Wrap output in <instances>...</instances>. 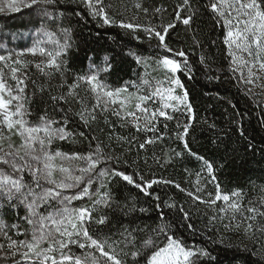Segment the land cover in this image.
Masks as SVG:
<instances>
[{"label": "snow or ice", "instance_id": "obj_1", "mask_svg": "<svg viewBox=\"0 0 264 264\" xmlns=\"http://www.w3.org/2000/svg\"><path fill=\"white\" fill-rule=\"evenodd\" d=\"M133 7L127 14V5L118 9L112 0H0V13L27 11L30 17L26 31L5 32L6 25H0V264H218L215 249L194 238L202 235L208 244H223L220 228L264 244V196L245 203L243 189L222 192L216 172L224 165L193 150L192 133L200 121L185 81H192L197 69L189 60L190 49H175L169 42L170 33L183 25L200 47L197 21L205 14L222 31L225 66L216 71L203 53L198 58L206 69L205 86L235 83L248 104L260 98L249 110L228 100L229 126L209 124L215 132L211 142L224 144L234 131L245 151L254 154L257 132L264 143V0H180L167 20L163 5L151 11L141 2ZM71 17L105 31L119 29L117 35L127 37L128 44L140 42L133 49L109 37L119 45L117 55L131 58L144 72L119 86L111 83L116 56L99 60L89 55L65 26ZM148 50L151 54L145 55ZM81 51L88 63L72 71L69 62ZM33 70L42 83L33 79ZM38 95H47L49 103L33 119ZM255 108L259 113L251 127L248 111ZM101 123L108 129L103 139L94 134L105 131ZM165 140L176 147L157 155L154 146ZM61 142L87 147L65 152ZM259 150L264 153V146ZM186 156L202 165L191 190L163 175ZM116 183L131 186L137 195L121 202L113 192ZM169 188L191 203L178 201ZM110 212H119L128 224L117 227ZM153 213V225L136 223ZM200 220L207 221L204 230L196 226Z\"/></svg>", "mask_w": 264, "mask_h": 264}, {"label": "trees", "instance_id": "obj_2", "mask_svg": "<svg viewBox=\"0 0 264 264\" xmlns=\"http://www.w3.org/2000/svg\"><path fill=\"white\" fill-rule=\"evenodd\" d=\"M112 2L118 9L121 8L122 3L127 5L130 10L127 14H131V12L135 11L133 5L136 2H141L143 6L148 7L150 11L155 7L163 5L168 9L165 16V19L167 20L172 17L173 8L180 2V0H112ZM70 10L71 6L69 7V12ZM141 18L143 19V16ZM29 19L30 17L27 11L22 13L9 12L7 15L0 13V25H6L4 28L5 32L26 31L24 26L28 24ZM197 24L199 25L200 32L196 38L201 41L200 47L193 44L192 33L183 25H178L177 29L171 32L169 37L170 46L173 48H184L186 51L189 49L191 50L189 60L197 69L195 78L192 81H185L189 86L190 92L193 93L192 99L194 108L196 110L197 118L200 121V123L195 126V132L192 133L193 150L198 151V153L205 156L206 159L213 160L217 166L219 164L224 165L222 168L218 167L216 172V178L220 184L222 192L231 193L234 190L243 189L246 196L245 203L250 199L258 200L261 196H264V191H262V189H264V153H261L259 150L264 146V143L260 141V133L257 132V137L254 141L257 148L253 154L252 152L245 151L243 142L238 140L234 131L231 134L230 141L225 138L226 142L224 144H220L219 141H217V144H213L211 141L215 138V132L209 130L208 125L215 122L219 128L227 129L229 126L228 121L232 116V109L228 104V100H232L233 103L238 101V107L240 109L249 110L250 108L255 107V101L260 97L252 98L253 103L250 105L244 98V89L240 88L238 90L235 83L205 86L207 84L204 77L206 69L199 65V56L203 53L206 56V62L214 61L211 67L216 71H219V69L224 67L226 63L224 55L225 48L219 40V37L222 36V31L219 28L213 27L210 18L206 14L197 21ZM65 26H70L73 29L77 44L86 45L89 55L99 58V60H102L105 55L116 56L115 73L110 77V82L116 86H119L126 81L135 80L138 73L144 72V69L136 65L131 58L122 60L121 57L117 55L120 51L119 45L115 40L109 39V37H116V40L128 44L127 37H124L122 33L119 36L117 35L121 30L109 29L105 31L104 29H98L94 22H80L76 17H71L70 22H66ZM30 27L31 25H29V28ZM97 32L100 33L99 36L96 35ZM212 40H216L217 43L212 44ZM16 43H19V41ZM128 47L136 49L140 47V42L132 41L128 44ZM127 50L128 49L125 48V53ZM144 54H151V50L145 51ZM87 63L88 61L85 58L84 51H81L77 59L69 62V68L72 71H81L86 67ZM148 71L156 78H162L161 74L152 72L151 68H149ZM33 79H36L37 83L43 82L42 78H40L34 70ZM29 87H31V85H29ZM255 91L260 93L261 89L255 88ZM209 92L211 93L210 95ZM217 93H219V97H222L223 99L218 98ZM48 103L47 95H45L43 99L38 95L32 104V118L35 119L36 116L42 114L43 109L48 107ZM257 113H259V108H255V111H248L247 119L249 126L255 127ZM205 120L207 123H205ZM113 122L115 123L114 118ZM100 127L104 128L105 131L103 133L97 131L94 134L103 139L106 137L108 129L103 123L100 124ZM173 128V123L169 122V129ZM81 130L83 129L76 128V131ZM117 132L121 135H128L127 131L120 128H117ZM217 145H219V147H217ZM59 147L62 151L71 152L73 150L84 151L86 150L87 145L84 143L72 144L61 142ZM113 147L117 152L121 151L115 143H113ZM169 147H176V145L165 140L162 144L154 146V151L159 155L161 149L166 150ZM151 154L152 153L149 152V155ZM129 158L131 159V157ZM201 167V162L186 156L182 161H174L172 165L163 171V175L165 177L174 178L178 182H181L183 187L191 190L193 189L196 180L195 173L199 172ZM185 169L188 170L187 173L185 172ZM166 191L174 195L180 202L187 201L189 204L191 203V201H188L187 197L182 193H178L175 189L169 188L166 189ZM208 191L214 193L215 189L212 185H209ZM113 192L116 198L121 202H124L126 197L137 195L135 189H132L131 186L125 187L121 183L113 185ZM161 195H164L163 191H161ZM89 203L91 202L89 201ZM80 204V201L74 202V206L76 207H79ZM198 207L201 209L202 213L206 211L204 205H198ZM109 215L117 221V227H119L120 222L124 224H128L129 222L128 218L123 217L119 212H110ZM208 215H211V213H208ZM155 218L154 213L151 218L148 216H141L136 223L153 225ZM206 222V220L198 221L196 225L197 228L204 230L203 226ZM181 234L188 237V233L183 229H181ZM218 235L223 237V244H208L206 238L202 235H197L194 238L197 243L207 244L209 250H212L213 248L215 249L213 255L218 257V264H264V260L261 259V257H264V244H253L243 235L225 231L223 228H220ZM73 252L79 254L80 250L73 248Z\"/></svg>", "mask_w": 264, "mask_h": 264}, {"label": "rangeland", "instance_id": "obj_3", "mask_svg": "<svg viewBox=\"0 0 264 264\" xmlns=\"http://www.w3.org/2000/svg\"><path fill=\"white\" fill-rule=\"evenodd\" d=\"M162 78H163V77H162ZM162 78H161V79H162ZM235 234H237V233H235Z\"/></svg>", "mask_w": 264, "mask_h": 264}]
</instances>
